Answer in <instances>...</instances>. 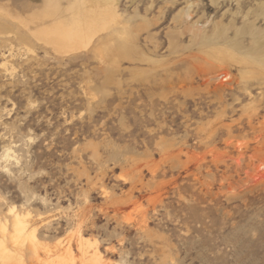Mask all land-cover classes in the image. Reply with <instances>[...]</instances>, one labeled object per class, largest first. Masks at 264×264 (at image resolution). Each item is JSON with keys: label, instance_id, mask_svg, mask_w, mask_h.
Masks as SVG:
<instances>
[{"label": "rangeland", "instance_id": "rangeland-1", "mask_svg": "<svg viewBox=\"0 0 264 264\" xmlns=\"http://www.w3.org/2000/svg\"><path fill=\"white\" fill-rule=\"evenodd\" d=\"M109 3L0 0V264H264V0Z\"/></svg>", "mask_w": 264, "mask_h": 264}, {"label": "bare ground", "instance_id": "bare-ground-1", "mask_svg": "<svg viewBox=\"0 0 264 264\" xmlns=\"http://www.w3.org/2000/svg\"><path fill=\"white\" fill-rule=\"evenodd\" d=\"M101 8V13L102 14H109L111 13V8H110V3L109 0H96ZM49 29H45L44 31L41 32L43 34L44 39L48 44H51L56 51L60 53H66L70 52L71 50H76L78 49L77 43L74 42H69L67 40V34L64 30L61 29L59 26H50L48 27ZM41 36V35H40ZM42 38V37H41ZM228 74L226 72H222L221 74L218 75V78H226ZM7 156V155H6ZM264 164L260 165V168H263ZM21 231L19 227L16 228V239L20 237ZM81 242V240H80ZM0 261L1 262H6L7 261V255L4 251V247L2 243H0ZM32 263L38 264L37 260L33 261Z\"/></svg>", "mask_w": 264, "mask_h": 264}]
</instances>
